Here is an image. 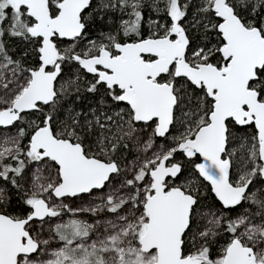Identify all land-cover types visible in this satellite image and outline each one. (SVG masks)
I'll use <instances>...</instances> for the list:
<instances>
[{
	"label": "snow or ice",
	"instance_id": "obj_1",
	"mask_svg": "<svg viewBox=\"0 0 264 264\" xmlns=\"http://www.w3.org/2000/svg\"><path fill=\"white\" fill-rule=\"evenodd\" d=\"M0 264H264V0H0Z\"/></svg>",
	"mask_w": 264,
	"mask_h": 264
}]
</instances>
